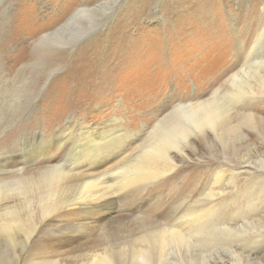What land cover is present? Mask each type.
<instances>
[{
  "label": "rangeland",
  "instance_id": "rangeland-1",
  "mask_svg": "<svg viewBox=\"0 0 264 264\" xmlns=\"http://www.w3.org/2000/svg\"><path fill=\"white\" fill-rule=\"evenodd\" d=\"M84 5L89 11L38 43ZM137 15L139 30L131 34L141 35L124 50L129 59L100 93L70 106L80 95L55 84L69 75L78 51ZM263 28L264 0H0V264H264V99L241 103L235 96L264 91V52L252 48ZM190 106L194 115L178 111ZM208 108L220 113L212 125L201 120ZM115 117L129 138L103 153L100 161L110 162L95 176L86 168L71 172L80 128H113ZM71 121L78 136L60 144ZM160 121L163 129L192 122L183 133L194 138L190 150L179 134L176 168L131 185L135 194L98 222L81 203L91 190L83 177L115 190L109 174L126 176L132 156L150 154ZM63 173L72 181L52 210L39 185L51 187ZM187 211L194 223L180 219L191 218ZM160 223L181 225L183 236L172 244L166 232L162 243ZM74 228L80 248L64 255L59 237Z\"/></svg>",
  "mask_w": 264,
  "mask_h": 264
},
{
  "label": "bare ground",
  "instance_id": "bare-ground-1",
  "mask_svg": "<svg viewBox=\"0 0 264 264\" xmlns=\"http://www.w3.org/2000/svg\"><path fill=\"white\" fill-rule=\"evenodd\" d=\"M82 7L83 8L78 9L74 14H72L67 19V21H65L60 26L56 27L55 30L44 34L40 38L38 43L43 42L44 40H47L49 38H52L51 37L52 35L56 38L62 30H64L66 27H68L72 24L73 20L75 19L74 16L76 14L80 13V11L81 12L85 11V10L89 11V8H87L86 5H84ZM138 17H140V16L137 15L133 21H118V22L114 23V26L111 28V30H110L109 34H107V36L102 37V38L94 37V41L91 44H89L88 46H85V49L83 48V50L78 51L79 54L77 55V57L75 59V61H76L75 64L69 70V75L67 77H65L64 79H61L60 82L57 81L58 83L55 84L56 86L58 85V86L64 88L65 90H67V88H70L69 92L71 95H74V94L80 95L79 96L80 98L78 100H72L71 102H68V104L70 106H76V107L80 108L84 105L85 101L91 100L97 93H100L106 87V85L109 84L110 79L114 75L115 71L117 72V70H119L122 67V64H125V62L129 59L128 53L124 52V50L127 49L128 46H130L136 42L137 35H139V36L141 35V32H139V34H137L135 36V38H133V34H131L132 33L131 31L134 30L135 28H137V31L139 30V28L136 26ZM260 32L261 33H259L257 35V37L255 38L252 48L254 50L264 52V28ZM38 43L36 44L35 47H37ZM56 53H58V52H56ZM99 64H101L100 67H99ZM95 68H97V71H96L97 74H95L96 73L94 71ZM94 76L98 78V81L94 80ZM232 78H233L232 84L235 85V80L237 78V75H234ZM69 84H71V87H68ZM235 96L239 99L240 102L242 101L241 103H243V101L251 102L252 100L256 101L259 99H264V91H261V94H259V95H258V93H249L246 95L243 91H241V92H239V95L236 94ZM193 109L194 108H192L190 106L187 109L180 108L178 111L186 110L187 111L186 113H185V111H182L181 114L185 113V115L187 116V114H190V115L195 114ZM219 115H220V113H219L218 108H215L214 110L208 108L205 111V113L202 114V116H204V117H202L201 120H203L204 122H207V124H209V125H212L215 123V119L218 118L217 116H219ZM191 117H193V116H191ZM203 121H200V122H203ZM112 122L114 123L113 128L107 127V128H103V129L98 130V131H94L92 129H87L84 131V129L81 130V128H80V132H79L80 134H78L80 138L76 139L75 143L72 145V148H70V152L72 151L75 155V160L73 163L74 167L71 170V172L78 171L80 168H86L89 170V172L87 171V173H88L87 176H89L90 173H92V175L95 176L96 172H93V171L98 170V168L100 166H102V163L106 165L110 162V160L112 158H105L106 160H104V162L103 161L101 162L100 161L101 157L104 156L107 152H109L113 146H116V147L121 146L122 142L129 138L127 133H126L127 131H125L126 128L123 127L122 124H120V121L118 118L115 117L112 120ZM163 123H164V121L163 122L160 121L156 125V130H159L161 128V131H159V134L156 136L157 137L156 141L151 143L150 154H146L145 156H143V158L141 160L138 159L139 158L138 156L136 158L134 156H132V160L128 161L127 165L125 166L126 168H128V167L131 168L132 171H127L126 176H123V177L119 176V174L116 173V171L109 174L110 177H112L111 179L114 181V183L118 184L116 186L115 190H111L110 186L106 184L107 183L106 181L96 182L97 176L93 177V178L92 177L86 178V176L83 177L82 181L84 183H86L87 185H90L89 189H91V190L89 191L90 195H88V198H85L84 199L85 201H83L81 203H83L84 205H88L91 208V210L95 211L94 213H95V215H97V218H98L97 221L98 222L103 221V220H107V219H111V217H114L113 216L114 212H112L114 207L117 206L119 203H122L123 201L126 202L128 195L135 194L131 190V185L137 184L138 181L141 179H143V180H141V182L146 181L145 183H147V182L152 183L154 181L159 180L160 178H163V176L165 174L173 171L176 168V166H177L176 162L171 161V159L175 157V150L177 148L176 147V140L179 138V134H180V137H184L183 133L186 132L187 129L190 130L193 124H192V122H190L191 124L187 125V129H185L183 127H178V126H173L172 128L170 126H167L166 128L163 129L162 128ZM67 124L69 125V126L67 125V127H69V131H67L68 132L67 135H65L64 138L59 139L60 144L63 143V145L65 144V142H62L63 139L66 138V140H68V139L70 140L71 138L78 136L75 134V129L77 128L76 125L72 121L68 122ZM64 133H66V132H64ZM184 139L187 140L185 150L188 147L191 148L190 145L194 143L193 142L194 138H191V135L189 133L188 136L185 135ZM39 145H41V144H39ZM48 145H49V143H48ZM147 150H148V147H147ZM39 151H41V150H39ZM104 152H105V154H103ZM185 155L190 156L191 154L189 152H187ZM62 169H63V167H62ZM58 175H59V173H58ZM58 175L56 174L53 176V178L51 180L53 182V185H50L51 187L42 188L39 185L40 191L38 192V194L41 193L42 191H44L43 197L46 199L47 198L51 199L49 202H53V205L51 208L52 210H54V209H56V207H58L57 206L58 203L55 204V202H59V199L61 197V195H60L61 193H59V192L62 189H64V187L62 185L65 186V185L69 184V182L72 181V175L70 173L69 174L63 173V175H61L60 177ZM128 175H129V178L126 179V177H128ZM80 177H82V176L80 175ZM231 177L233 178V176H230V178ZM232 180H234V179H232ZM109 181H110V179L108 180V182ZM229 183H230V180H229ZM34 186H36V185H34ZM249 189H251V187ZM136 192H137V190H136ZM0 194H1V192H0ZM38 194H36V195H38ZM117 194H118V196H117ZM246 194H248V193H246ZM57 197H58V200L56 199ZM50 204H52V203H50ZM123 204H126V203H123ZM74 205L75 206L80 205V198L76 203H74ZM223 205H225V204H223ZM238 205H240V204H238ZM53 206H55V208H53ZM48 208H49L48 206H45L46 211ZM229 211H230V208H229ZM254 212L255 211H253V213ZM247 213H246V216L249 214V213L248 214ZM190 214H191L190 219L188 218V220H187L183 216L180 219L183 218L182 220H184L187 224L192 223V222L194 223L195 218H193V214L190 213L189 211H187L186 215L188 217H190ZM235 217H236V215H235ZM247 217H249V216H247ZM163 220L167 221L168 219L164 218ZM232 220H234V219H232ZM15 221L19 222L18 218H16ZM51 222H53V219ZM164 223H166V222H164ZM160 224L162 227H164V229L160 233H155V235L158 236L159 234L162 233L161 234V237L163 238L162 243H164V238H165V234H163V233L168 232L167 234H169V236H171L170 242H172V244H175L176 242H178L179 241L178 239H180L181 236H183V230L180 229L182 227L181 225H178L175 223L173 225H170L171 228H169L166 226L167 224H163V223H160ZM231 225L232 224H230V226ZM78 227L80 228V226H78ZM62 228H64V227H62ZM67 230L68 231L66 233H64V235L62 234V236L59 237L62 240V241L60 240L61 241L60 247H61V251L65 252V254L62 253L64 255L72 253V252L76 251L78 248H80V244H79L80 243V230L79 229L76 230V228L71 229V230L67 229ZM72 230H75V232H71ZM246 231H244L245 234H246ZM247 232H249V231H247ZM246 236L247 235H245V237ZM259 238H261V237H259ZM249 239H251V238H249ZM252 239L254 240V238H252ZM255 245H256V243H255ZM149 248H151V250L154 251L156 249V246L154 248L151 246H145L143 249L147 250ZM162 248H163V244H162ZM241 248H242V246H241ZM246 248L248 249V246ZM246 248H244V249H246ZM250 249H251V247H250ZM104 263L105 264H111V261H107L105 259Z\"/></svg>",
  "mask_w": 264,
  "mask_h": 264
}]
</instances>
